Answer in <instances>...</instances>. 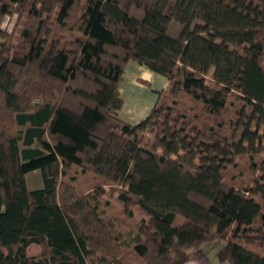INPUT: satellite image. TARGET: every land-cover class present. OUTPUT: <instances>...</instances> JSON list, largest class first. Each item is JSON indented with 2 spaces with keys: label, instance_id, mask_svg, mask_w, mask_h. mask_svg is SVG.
I'll use <instances>...</instances> for the list:
<instances>
[{
  "label": "trees",
  "instance_id": "trees-1",
  "mask_svg": "<svg viewBox=\"0 0 264 264\" xmlns=\"http://www.w3.org/2000/svg\"><path fill=\"white\" fill-rule=\"evenodd\" d=\"M263 56L264 0H0V264H264ZM130 60L168 83L134 123ZM105 183L147 217L128 259Z\"/></svg>",
  "mask_w": 264,
  "mask_h": 264
},
{
  "label": "rangeland",
  "instance_id": "rangeland-1",
  "mask_svg": "<svg viewBox=\"0 0 264 264\" xmlns=\"http://www.w3.org/2000/svg\"><path fill=\"white\" fill-rule=\"evenodd\" d=\"M16 14L6 16L2 20V29L5 32H10L13 28L14 22L16 20ZM181 29V24L178 21L171 20L168 26V33L173 36H177ZM137 62L134 60L128 61L123 74V78L120 83V94L123 99V104L118 112L119 117L129 120L131 123L136 122L139 117L145 116L152 106L156 103L157 94L156 91H152L150 88V83L144 79V82L140 84L137 81V74L133 68V65ZM264 64V56H263ZM154 73V72H153ZM155 75L161 76L160 74L154 73ZM153 87H156V81L152 83ZM150 87V88H149ZM185 99V98H184ZM243 163V162H241ZM237 173V170H235ZM77 177L73 182L77 184L80 190L84 192H95L98 189L92 191V189L97 185L101 184V179H97L92 173H81L78 171ZM29 177V176H28ZM250 174L244 176L245 180L248 181ZM237 182L240 178L235 179ZM243 180L242 183L245 184L246 181ZM42 181V180H41ZM103 191L98 193L99 208L102 216L106 219L117 220L116 231H121V249L125 259L132 257L130 252L134 243L137 241V236L140 234V227L143 221L147 220V217L142 213L137 206H133V212L131 216L124 213L123 204L118 200V194L121 191V187L116 184L105 183L102 187ZM98 192V191H97ZM122 224H119V222ZM223 246V242H207L203 245L205 250L204 255H193L184 264H229V262H221L217 256L218 250ZM41 246L38 244H31L27 253L29 255H37L41 251Z\"/></svg>",
  "mask_w": 264,
  "mask_h": 264
},
{
  "label": "crops",
  "instance_id": "crops-1",
  "mask_svg": "<svg viewBox=\"0 0 264 264\" xmlns=\"http://www.w3.org/2000/svg\"><path fill=\"white\" fill-rule=\"evenodd\" d=\"M133 68L135 70V73L137 74V81L140 84H142V82H144L142 79L148 81L150 83V87H151V88L150 87L149 88L152 91H158V90L164 89L168 84L164 77L155 75L152 71L148 70L147 68H145L144 66H142L138 63L134 64ZM155 81H156V87H153L152 83ZM143 117H139L137 119V121H139ZM124 120H126V119H124ZM126 121H129V120H126ZM41 180H42V175H41L40 170H38V169L33 170L31 172H28L26 174V185H27V188L30 190L42 187L43 181H41Z\"/></svg>",
  "mask_w": 264,
  "mask_h": 264
}]
</instances>
